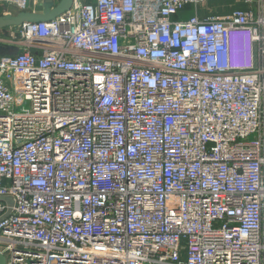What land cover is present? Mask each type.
I'll return each mask as SVG.
<instances>
[{
    "label": "built area",
    "instance_id": "1",
    "mask_svg": "<svg viewBox=\"0 0 264 264\" xmlns=\"http://www.w3.org/2000/svg\"><path fill=\"white\" fill-rule=\"evenodd\" d=\"M205 1L72 0L8 27L6 264H264V0L172 19Z\"/></svg>",
    "mask_w": 264,
    "mask_h": 264
},
{
    "label": "crops",
    "instance_id": "2",
    "mask_svg": "<svg viewBox=\"0 0 264 264\" xmlns=\"http://www.w3.org/2000/svg\"><path fill=\"white\" fill-rule=\"evenodd\" d=\"M47 2H54L56 5L59 1L58 0H31L29 7L25 10L28 12L34 13H42L45 10V4ZM249 4L245 2V0H208L202 3H198L197 5L188 4L186 5L180 12L172 16L173 20H185L188 19L190 16L197 14L200 17L205 15H224L227 14L233 8H246ZM6 13L5 14V10ZM21 12L15 6H7L1 7L0 6V16L2 15H16ZM0 35L3 38L7 37L8 35V27L0 29ZM4 55L1 52L0 57Z\"/></svg>",
    "mask_w": 264,
    "mask_h": 264
},
{
    "label": "water",
    "instance_id": "3",
    "mask_svg": "<svg viewBox=\"0 0 264 264\" xmlns=\"http://www.w3.org/2000/svg\"><path fill=\"white\" fill-rule=\"evenodd\" d=\"M72 0H60L56 5L54 2H47L42 13L21 11L16 15L0 16V29L5 27L17 26L23 22L49 21L56 15L70 8ZM0 264H6L5 256L0 253Z\"/></svg>",
    "mask_w": 264,
    "mask_h": 264
},
{
    "label": "rangeland",
    "instance_id": "4",
    "mask_svg": "<svg viewBox=\"0 0 264 264\" xmlns=\"http://www.w3.org/2000/svg\"><path fill=\"white\" fill-rule=\"evenodd\" d=\"M83 1L86 2V1H89V0H83ZM1 39H3V36L0 35V54H1V52L2 53H6V52H9V51H12V48H11L10 44L5 42V41L4 42L1 41Z\"/></svg>",
    "mask_w": 264,
    "mask_h": 264
}]
</instances>
